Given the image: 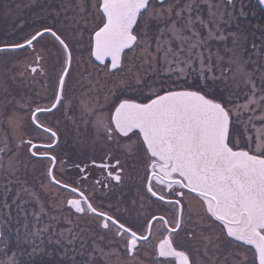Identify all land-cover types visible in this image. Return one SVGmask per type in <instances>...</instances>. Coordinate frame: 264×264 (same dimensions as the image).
Wrapping results in <instances>:
<instances>
[{
    "label": "snow or ice",
    "instance_id": "obj_1",
    "mask_svg": "<svg viewBox=\"0 0 264 264\" xmlns=\"http://www.w3.org/2000/svg\"><path fill=\"white\" fill-rule=\"evenodd\" d=\"M250 4L59 0L0 42V264H264Z\"/></svg>",
    "mask_w": 264,
    "mask_h": 264
},
{
    "label": "rangeland",
    "instance_id": "obj_2",
    "mask_svg": "<svg viewBox=\"0 0 264 264\" xmlns=\"http://www.w3.org/2000/svg\"><path fill=\"white\" fill-rule=\"evenodd\" d=\"M31 1H32V5L34 7L35 6L34 4L37 2V0H31ZM45 1H47V0H41L39 8L33 9L31 16L33 17L32 19L35 21V23H32L29 26L27 24L24 25L23 23H20V24H18L17 27H14V25H13L14 23L12 21L9 22L8 24H6V21L8 20L7 16L9 17L10 20H14V18L12 17L11 13L7 14V15L6 14L2 15V17H4L5 19H0V42L15 41L19 38L20 35H23L26 32L32 31L33 29L39 27L40 25H42L44 23L50 22V17L47 16V13L51 10V8L55 7L59 3V0H50L49 6H45V4H44ZM249 8H250L249 12L250 13L255 12L256 15L252 16L250 14V16H248V17H250L251 19H248V20L253 22L252 23L253 27L255 25H260L262 20H264V9L260 5L259 0H251V4H250ZM249 8H247V9H249ZM249 24H250V22H246L245 26L249 25ZM21 25H23V27H21ZM234 27H235V25H233V28ZM240 28L242 30L246 31L245 28L241 24H240ZM250 30H252V29H250ZM258 35H260V34H258ZM258 35L256 36L257 38L259 37ZM29 54H31L30 50L27 53L21 52L19 54H10V55H16L18 60L26 62V58L30 57ZM2 55H4V54H0V56H2ZM85 58H86V53H85ZM85 67H87V65H85ZM34 86H40V85L36 84ZM39 89L40 88H37V91H39ZM67 128L71 129L70 123H67ZM70 136H71V133H70ZM55 259H58V257H55Z\"/></svg>",
    "mask_w": 264,
    "mask_h": 264
},
{
    "label": "flooded vegetation",
    "instance_id": "obj_3",
    "mask_svg": "<svg viewBox=\"0 0 264 264\" xmlns=\"http://www.w3.org/2000/svg\"><path fill=\"white\" fill-rule=\"evenodd\" d=\"M40 1L41 0H37L33 7L31 0H0V19H5L2 15L11 13L14 20H10L7 16L8 20L6 21V24L12 21L14 27H17L20 23L29 26L32 23H35L32 19L33 17L31 16V13L33 9L39 8ZM49 3L50 0L44 2L45 6H49ZM29 56L31 57V54H29ZM37 88H40V86H33L34 91H37Z\"/></svg>",
    "mask_w": 264,
    "mask_h": 264
},
{
    "label": "trees",
    "instance_id": "obj_4",
    "mask_svg": "<svg viewBox=\"0 0 264 264\" xmlns=\"http://www.w3.org/2000/svg\"><path fill=\"white\" fill-rule=\"evenodd\" d=\"M246 11L249 12V11H250V8H249V9H246ZM249 13H250V12H249ZM249 16H250V14H249ZM248 19H251V18H250V17H247L246 20L242 18L241 21L239 22V23L245 28L246 31H249L250 29H253V26H252V23H253V22L250 21V20H248ZM246 22H250V24L245 26V23H246ZM256 22H257V21H256ZM257 33L260 34L259 31H257L256 34H257ZM258 34H257V35H258ZM257 35H256V36H257ZM258 36H259V35H258ZM46 259H55V257H46Z\"/></svg>",
    "mask_w": 264,
    "mask_h": 264
},
{
    "label": "water",
    "instance_id": "obj_5",
    "mask_svg": "<svg viewBox=\"0 0 264 264\" xmlns=\"http://www.w3.org/2000/svg\"><path fill=\"white\" fill-rule=\"evenodd\" d=\"M261 5V4H260ZM262 7H263V9H264V5H261Z\"/></svg>",
    "mask_w": 264,
    "mask_h": 264
}]
</instances>
